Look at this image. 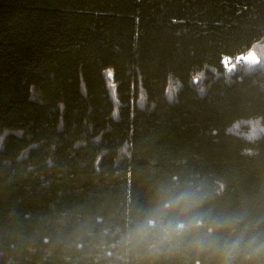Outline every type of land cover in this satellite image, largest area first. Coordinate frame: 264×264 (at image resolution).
I'll return each mask as SVG.
<instances>
[{
  "label": "trees",
  "instance_id": "trees-1",
  "mask_svg": "<svg viewBox=\"0 0 264 264\" xmlns=\"http://www.w3.org/2000/svg\"><path fill=\"white\" fill-rule=\"evenodd\" d=\"M261 45L264 0H0V264H141L161 185L264 232Z\"/></svg>",
  "mask_w": 264,
  "mask_h": 264
},
{
  "label": "clouds",
  "instance_id": "clouds-1",
  "mask_svg": "<svg viewBox=\"0 0 264 264\" xmlns=\"http://www.w3.org/2000/svg\"><path fill=\"white\" fill-rule=\"evenodd\" d=\"M213 195L191 183L161 185L147 212L127 225L121 248L140 251L141 264H264V232L238 215H214Z\"/></svg>",
  "mask_w": 264,
  "mask_h": 264
},
{
  "label": "rangeland",
  "instance_id": "rangeland-1",
  "mask_svg": "<svg viewBox=\"0 0 264 264\" xmlns=\"http://www.w3.org/2000/svg\"><path fill=\"white\" fill-rule=\"evenodd\" d=\"M260 63H264V46L263 45H261L258 48H254L251 52H249L246 55H243V56H240L234 59L225 60V66H227V68H229L230 70H233L236 67L250 68ZM109 79L111 83L112 77L109 76ZM111 85L113 86V83ZM262 132L263 130L260 129L259 127L252 126L250 135L255 136L256 134H261Z\"/></svg>",
  "mask_w": 264,
  "mask_h": 264
}]
</instances>
